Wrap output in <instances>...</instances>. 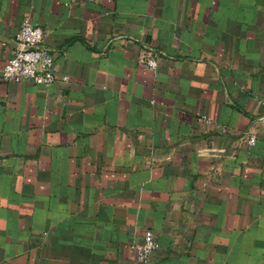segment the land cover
<instances>
[{
    "label": "crops",
    "instance_id": "obj_1",
    "mask_svg": "<svg viewBox=\"0 0 264 264\" xmlns=\"http://www.w3.org/2000/svg\"><path fill=\"white\" fill-rule=\"evenodd\" d=\"M25 16L55 79L0 78V264H264V0H0V72Z\"/></svg>",
    "mask_w": 264,
    "mask_h": 264
},
{
    "label": "built area",
    "instance_id": "obj_2",
    "mask_svg": "<svg viewBox=\"0 0 264 264\" xmlns=\"http://www.w3.org/2000/svg\"><path fill=\"white\" fill-rule=\"evenodd\" d=\"M43 28L25 16L16 33L17 47L1 67L0 78L12 81H34L47 84L54 81L52 70L53 53L43 43ZM159 53L147 45H143L138 55L140 63L154 69ZM67 79V75L63 76ZM246 141L253 144L254 134H248ZM156 247V240L151 229L143 232L142 238L134 243L136 257L144 264H151V253Z\"/></svg>",
    "mask_w": 264,
    "mask_h": 264
}]
</instances>
